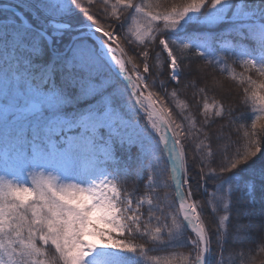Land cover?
<instances>
[{"label":"snow or ice","instance_id":"6c2138e0","mask_svg":"<svg viewBox=\"0 0 264 264\" xmlns=\"http://www.w3.org/2000/svg\"><path fill=\"white\" fill-rule=\"evenodd\" d=\"M0 264H264V0H0Z\"/></svg>","mask_w":264,"mask_h":264},{"label":"trees","instance_id":"16d2710c","mask_svg":"<svg viewBox=\"0 0 264 264\" xmlns=\"http://www.w3.org/2000/svg\"><path fill=\"white\" fill-rule=\"evenodd\" d=\"M135 2L139 3L140 0H135ZM144 2L145 3H155V0H144ZM177 2H179V0H177ZM153 10H158V9H153ZM229 63H231V60L229 61ZM237 71H239V69H237ZM225 83H226V86L234 88V85H232L230 81H226ZM161 255H164V253H161Z\"/></svg>","mask_w":264,"mask_h":264}]
</instances>
